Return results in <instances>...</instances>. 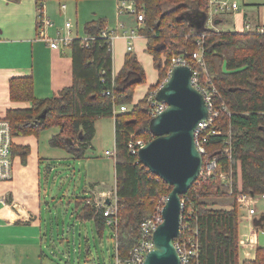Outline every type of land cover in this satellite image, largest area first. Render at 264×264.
<instances>
[{"label": "trees", "instance_id": "obj_1", "mask_svg": "<svg viewBox=\"0 0 264 264\" xmlns=\"http://www.w3.org/2000/svg\"><path fill=\"white\" fill-rule=\"evenodd\" d=\"M81 1V0H76ZM145 21L138 35L146 39V52L153 57L158 71V84L133 105L137 86L146 83V73L133 52H128L117 76L113 71L112 41L103 37L106 20H94L84 26L85 39H74L69 48L73 63V84L49 99H37L32 78L10 82L13 102H30L29 109L9 110L5 118L13 138L35 136L51 128L60 133L50 145L65 149L75 159L83 160L92 147L95 123L99 119L115 120L117 225H107L105 209L91 203V198L75 199L78 220L93 221L101 237L106 227L115 233L120 260L127 259L141 238L140 225L155 213L156 207L172 191L167 183L148 171L129 149L131 137L153 140L149 130L150 96L165 82L171 61L186 56L191 68L198 69L192 56L203 47V59L211 81L218 88L220 102L229 114L218 121L221 136H211L208 157H218L217 172L200 177L182 196L186 208L192 209L189 222L197 228L200 246L198 264H264V247L257 246L255 258L240 262V214L237 196H264V33L216 30L222 24L215 19L207 25L209 0H135ZM111 35L110 33H108ZM203 76V70H199ZM107 92L110 94L107 95ZM128 111L114 115V108ZM47 111L46 118L40 115ZM232 141L231 154L225 153L224 141ZM12 155L15 156L14 148ZM22 150L25 164L29 148ZM231 156V158H230ZM232 173L234 196L219 178ZM233 199L230 209H214L207 201ZM264 218H255L253 226L261 229ZM92 254L88 250L87 257Z\"/></svg>", "mask_w": 264, "mask_h": 264}, {"label": "crops", "instance_id": "obj_2", "mask_svg": "<svg viewBox=\"0 0 264 264\" xmlns=\"http://www.w3.org/2000/svg\"><path fill=\"white\" fill-rule=\"evenodd\" d=\"M74 1L77 3V9H79L80 2L87 0ZM41 4L44 6L45 16L53 22V26L47 30L48 35L54 39L57 31L65 34L67 21H65L63 26L61 12L65 13L67 6L61 4V0H0V119L5 118L7 112L11 109L21 110L32 107L30 102L22 103L11 100L10 82L14 79L32 78L34 95L37 99L52 98L73 84V63L70 48L66 51L52 49L50 42L42 40L39 36L38 10ZM256 4H250L249 8L244 11L239 5L238 11L231 12L220 18L222 24L232 25L234 31H243L246 24L251 25L253 28H264V4L263 7ZM62 6H65V9H62ZM99 19L105 18L93 19L86 17L85 20L87 21L84 26L91 21ZM236 19L238 22H236ZM222 24L217 26V29L221 28ZM239 26L242 29L238 30ZM121 27L122 25L120 24L119 27L117 26L116 31H109L106 26V32L113 37L114 76H117L123 68L128 54L127 36L130 32L125 31L121 35L119 33L122 30L120 29ZM73 29L74 26L71 34L74 40L79 37L74 36ZM114 42H117L118 45H115ZM146 49V39L138 36L134 42L133 53L145 70L146 83L136 87L133 105L146 98L150 89L156 86L159 80L153 57L146 52ZM149 69L157 73L156 79L150 82L147 81ZM102 121L99 120L95 123L96 138L94 137L95 140L91 143L92 148L89 149H94V151L93 154L89 150L87 151L91 156H96L95 150L99 152L96 148L102 145L104 130ZM113 121L115 123L114 119ZM53 129H57V132L48 133L43 131L38 137L14 138V178L10 182H0V264H47L49 261L46 262L43 252L45 243L42 208L47 206V201L51 197H54V195H49V189L51 179L58 168L52 166L62 165V161H67L68 158H71L62 149H53L50 145L52 137L60 133L58 128ZM98 136L100 137L99 140H97ZM25 147H28L30 152L24 164L22 161V150L20 149ZM106 152L102 153L103 156H106ZM45 161L52 163L43 170ZM90 163H93V168H89ZM61 169L62 174H64V169ZM44 171H46L48 177L46 186L44 183ZM86 174L85 197L91 198V203L98 208L109 204L111 197L116 194V185L115 188L111 185L112 179L108 161L104 158L102 160L89 158L87 160ZM248 217L250 220H254L257 218V213L253 217ZM261 217L264 218V215ZM241 219L240 223L242 222ZM261 230L264 231V224L261 229L253 226L251 232H248L249 234L253 231L257 232L258 247L261 246V240L258 235ZM254 258L246 260H253Z\"/></svg>", "mask_w": 264, "mask_h": 264}, {"label": "built area", "instance_id": "obj_3", "mask_svg": "<svg viewBox=\"0 0 264 264\" xmlns=\"http://www.w3.org/2000/svg\"><path fill=\"white\" fill-rule=\"evenodd\" d=\"M62 9H65V6H62ZM117 9L120 16L125 14H135L137 16L138 28L130 31L127 36V51L133 52L134 42L139 36L138 29L139 27L143 26L145 21L144 13L137 9L135 0H119ZM238 9L239 4L235 0H209V18L207 25L209 27H213V22L215 19L223 18V16L231 12L238 11ZM38 11L39 36L42 38V40L50 42V47L52 49L66 51L73 41L71 37L73 28L72 23L68 21L65 25L66 33L63 34L61 31H57L56 37L53 39L47 33V30L53 26V22L45 16L43 4H41V7ZM244 30L248 32L257 31L259 33H264V28H253L249 24L245 25ZM102 35L103 37L109 38L111 41H113L112 35H109L108 32L105 31ZM89 41L90 40L88 39L84 40L86 47L89 46ZM185 57L186 56L176 57L171 61L170 70L165 82L168 81L173 69L177 66L184 65L191 67ZM192 62L198 68L195 71L192 69V85L202 94L204 102L208 108V118L206 120H202L194 132V143L196 149L203 158L200 177L209 178L217 172L219 160L218 157H208L207 144L211 136L222 135V131L218 126V121L222 115L229 113L226 104L222 101L220 102L219 90L211 81L210 75L207 71L203 59L202 44H200L198 51L193 54ZM200 69L203 70V76L199 71ZM109 94L110 93L107 92V95ZM156 94L157 91L149 98L151 119L159 116L168 108L166 103H159L156 101ZM126 111H128L127 107H121L120 109L114 108V115H117L118 113H124ZM229 137L230 135L228 136V139L224 141V144L225 153L230 155L232 152V141ZM13 144L14 138L12 137L10 123L6 119H0V182H10L14 178V156L12 155ZM146 144L147 142H145L144 139H136L134 136H132L129 143L131 154L138 156L140 149ZM106 156H114L116 158V149L114 151H107ZM219 178L225 186H228L229 195L234 196L235 184L233 174L222 173L220 174ZM256 198L257 197L250 194L238 195L236 199L238 208L246 209L248 216L250 217L255 216L257 213L255 207L258 202ZM166 200L167 198H164L156 207L155 213L144 219V221L141 223V238L127 259L120 260L116 249L117 264H144L147 255L156 249L153 237L159 225L163 223L162 210ZM186 206V201L182 200L180 234L179 237L175 239L174 243L180 257V264H198L200 251V246L197 240L198 230L197 228H192L190 226L189 222L193 218L192 209L186 208ZM102 207L105 209L104 216L107 218L110 217L107 221V225L116 226L118 223L116 194L111 197L109 204H105ZM240 246L246 250V259H252V252L256 251L258 246L257 232L253 231L249 235H243L240 238Z\"/></svg>", "mask_w": 264, "mask_h": 264}, {"label": "rangeland", "instance_id": "obj_4", "mask_svg": "<svg viewBox=\"0 0 264 264\" xmlns=\"http://www.w3.org/2000/svg\"><path fill=\"white\" fill-rule=\"evenodd\" d=\"M235 1H237L241 6L243 9L242 11L248 9L249 5L252 3H257L262 7L264 4V0ZM118 3L119 0H87L85 2H80L79 9H77V3L74 0H61V4H65L67 6L66 12H61L62 25H65V21H70L74 26V36L82 39H86L83 31L84 24L87 21L85 20L86 17H91L93 19L104 17L106 19V26L109 31H116L117 26L119 27L121 24L122 27L120 29L122 30L119 31L121 35L125 31L130 32L131 30L138 28L137 16L135 14H125L120 17L117 9ZM236 22H238L237 19ZM220 27L221 28L218 29L215 27L213 28L221 31H234V27H232L230 24H222ZM239 29H242V27L239 26L238 30ZM52 34H54V32H52ZM114 44L118 45L117 42H114ZM156 76L157 73L149 69L147 73V81H154ZM99 120H103L102 122L104 123V130L102 145L101 147L99 145V148H96L99 152L95 150L96 156L90 155V153L93 154V149L89 150L90 153H85V158L83 160H79L73 158V156L70 155L65 149H62V151H65L71 158H68L67 161H62V165L52 166L58 168L57 172L54 173V176L51 179L49 189V195H54V197H51V199L47 201V206L42 208V225L45 243L43 252L46 262L49 260L47 264H117L116 244L113 229L111 227H106L102 236L100 237L95 230L94 222L78 220L76 212L77 208L75 199L85 197L84 191L86 188V169L87 160H89V158L98 160H102L104 158L107 160L111 171V185L113 188H115L116 185V158L114 156H103L102 154L106 151L115 150V123L111 118ZM52 131L57 132V129L51 128L45 132L50 133ZM99 136L97 140H99ZM50 163L52 162L45 161L43 170L46 169L47 165ZM60 167L64 169V174H62V169ZM89 168H93V163L89 164ZM44 172V183L46 186L48 177L46 175V171ZM88 194L90 193L88 192ZM256 199L258 201L255 207L257 218H260L262 215H264V197L259 196ZM207 203L209 207L214 209H230L233 206V199L216 198L207 201ZM239 214L240 218H242V222L239 226L241 238L243 235H248L251 232L253 220H250L248 217V212L246 209H239ZM245 219L247 220L245 221ZM258 235L261 240L260 245L264 246V231H259ZM88 250L92 254L91 257H87ZM255 253L256 251L252 252L253 258L255 257ZM245 254L246 250L240 246V262H244L246 260L247 257Z\"/></svg>", "mask_w": 264, "mask_h": 264}, {"label": "water", "instance_id": "obj_5", "mask_svg": "<svg viewBox=\"0 0 264 264\" xmlns=\"http://www.w3.org/2000/svg\"><path fill=\"white\" fill-rule=\"evenodd\" d=\"M192 74L191 67L177 66L159 87L156 101L168 108L151 119L149 130L154 138L138 153L140 163L172 187L162 210L163 223L154 233L156 249L144 264H180L174 241L180 234L182 196L199 179L203 163L194 132L208 118L203 96L192 85ZM46 114L44 111L39 119L44 120Z\"/></svg>", "mask_w": 264, "mask_h": 264}]
</instances>
